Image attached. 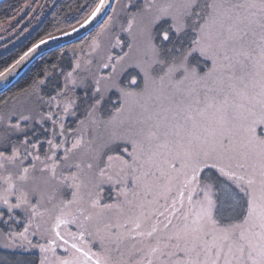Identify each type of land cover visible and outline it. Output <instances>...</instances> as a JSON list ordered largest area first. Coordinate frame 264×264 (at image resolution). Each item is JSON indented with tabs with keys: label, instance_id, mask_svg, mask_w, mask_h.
Wrapping results in <instances>:
<instances>
[{
	"label": "snow or ice",
	"instance_id": "snow-or-ice-1",
	"mask_svg": "<svg viewBox=\"0 0 264 264\" xmlns=\"http://www.w3.org/2000/svg\"><path fill=\"white\" fill-rule=\"evenodd\" d=\"M13 20L0 264H264V0H22Z\"/></svg>",
	"mask_w": 264,
	"mask_h": 264
},
{
	"label": "trees",
	"instance_id": "trees-1",
	"mask_svg": "<svg viewBox=\"0 0 264 264\" xmlns=\"http://www.w3.org/2000/svg\"><path fill=\"white\" fill-rule=\"evenodd\" d=\"M49 3H51V0H48ZM22 6V0H4L0 3V22L7 21L11 19L14 15V10H18V8ZM40 27H43L41 25ZM39 30V29H37ZM32 35H35V32L32 33ZM31 37H28L30 39ZM27 43V39H22L17 45V47L21 46V44ZM11 49V48H10ZM0 55H7V53L4 51L0 53ZM17 258L23 259V257H20L17 255ZM12 255L7 252L0 250V260H11Z\"/></svg>",
	"mask_w": 264,
	"mask_h": 264
},
{
	"label": "rangeland",
	"instance_id": "rangeland-1",
	"mask_svg": "<svg viewBox=\"0 0 264 264\" xmlns=\"http://www.w3.org/2000/svg\"><path fill=\"white\" fill-rule=\"evenodd\" d=\"M28 10L27 9H25V12H27ZM21 17H23L24 18V24L23 25H21L22 27L23 26H27V20H28V17L25 15V13H19V15H17L16 16V20H19ZM12 22V23H15V20H13V17L11 18V19H9V20H7V21H3V22H0V36H3L4 38H5V40L4 41H0V42H6L7 41V33H5L4 32V28L5 27H7L8 25H9V22ZM36 25H35V21H33V27H35ZM22 39H24V38H21V40ZM20 40V41H21ZM20 41H16V39H15V37H13V42L14 43H16V44H18ZM12 46H11V44L9 45V48H11ZM5 50L4 49H0V53H2V52H4ZM3 251H7V252H9L10 254L12 253V251L13 250H2V252ZM17 255H19L18 253H17Z\"/></svg>",
	"mask_w": 264,
	"mask_h": 264
},
{
	"label": "water",
	"instance_id": "water-1",
	"mask_svg": "<svg viewBox=\"0 0 264 264\" xmlns=\"http://www.w3.org/2000/svg\"><path fill=\"white\" fill-rule=\"evenodd\" d=\"M2 1H4V0H0V3H1ZM22 74H23V73H22Z\"/></svg>",
	"mask_w": 264,
	"mask_h": 264
}]
</instances>
